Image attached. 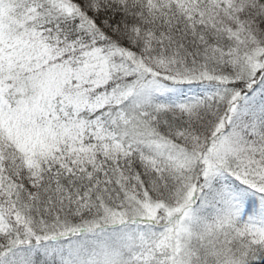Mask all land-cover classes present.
I'll use <instances>...</instances> for the list:
<instances>
[{
  "label": "snow or ice",
  "instance_id": "6c2138e0",
  "mask_svg": "<svg viewBox=\"0 0 264 264\" xmlns=\"http://www.w3.org/2000/svg\"><path fill=\"white\" fill-rule=\"evenodd\" d=\"M0 264H264V0H0Z\"/></svg>",
  "mask_w": 264,
  "mask_h": 264
}]
</instances>
